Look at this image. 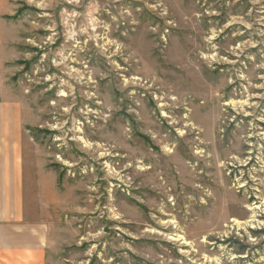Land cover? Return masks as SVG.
Instances as JSON below:
<instances>
[{
    "label": "rangeland",
    "instance_id": "1",
    "mask_svg": "<svg viewBox=\"0 0 264 264\" xmlns=\"http://www.w3.org/2000/svg\"><path fill=\"white\" fill-rule=\"evenodd\" d=\"M1 90L47 264H264V0H0Z\"/></svg>",
    "mask_w": 264,
    "mask_h": 264
},
{
    "label": "crops",
    "instance_id": "2",
    "mask_svg": "<svg viewBox=\"0 0 264 264\" xmlns=\"http://www.w3.org/2000/svg\"><path fill=\"white\" fill-rule=\"evenodd\" d=\"M7 96V95H6ZM0 92V264H47L50 230L29 206L23 106Z\"/></svg>",
    "mask_w": 264,
    "mask_h": 264
}]
</instances>
